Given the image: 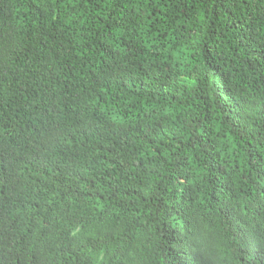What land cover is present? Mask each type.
Returning a JSON list of instances; mask_svg holds the SVG:
<instances>
[{"label":"trees","instance_id":"16d2710c","mask_svg":"<svg viewBox=\"0 0 264 264\" xmlns=\"http://www.w3.org/2000/svg\"><path fill=\"white\" fill-rule=\"evenodd\" d=\"M0 264H264V0H0Z\"/></svg>","mask_w":264,"mask_h":264}]
</instances>
